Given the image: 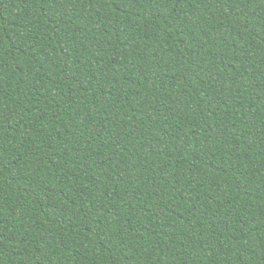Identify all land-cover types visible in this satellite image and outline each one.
I'll return each instance as SVG.
<instances>
[{
    "label": "trees",
    "instance_id": "trees-1",
    "mask_svg": "<svg viewBox=\"0 0 264 264\" xmlns=\"http://www.w3.org/2000/svg\"><path fill=\"white\" fill-rule=\"evenodd\" d=\"M0 264H264V0H0Z\"/></svg>",
    "mask_w": 264,
    "mask_h": 264
}]
</instances>
